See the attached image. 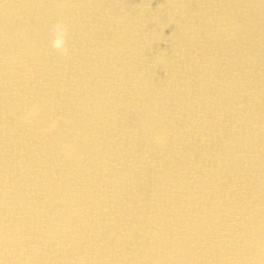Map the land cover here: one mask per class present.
Masks as SVG:
<instances>
[{
    "label": "bare ground",
    "instance_id": "1",
    "mask_svg": "<svg viewBox=\"0 0 264 264\" xmlns=\"http://www.w3.org/2000/svg\"><path fill=\"white\" fill-rule=\"evenodd\" d=\"M0 264H264V0H0Z\"/></svg>",
    "mask_w": 264,
    "mask_h": 264
},
{
    "label": "clouds",
    "instance_id": "2",
    "mask_svg": "<svg viewBox=\"0 0 264 264\" xmlns=\"http://www.w3.org/2000/svg\"><path fill=\"white\" fill-rule=\"evenodd\" d=\"M67 31L62 24H57L53 30L52 47L57 51L66 50Z\"/></svg>",
    "mask_w": 264,
    "mask_h": 264
}]
</instances>
